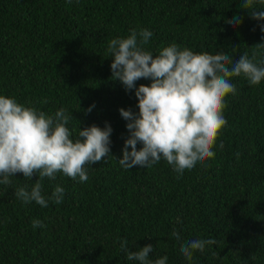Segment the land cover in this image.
Wrapping results in <instances>:
<instances>
[{
    "label": "trees",
    "instance_id": "16d2710c",
    "mask_svg": "<svg viewBox=\"0 0 264 264\" xmlns=\"http://www.w3.org/2000/svg\"><path fill=\"white\" fill-rule=\"evenodd\" d=\"M241 3L0 0V96L48 115L65 108L73 140L79 129L112 128L110 155L85 166L87 181L63 173L41 181L45 198L57 185L65 189L60 204H24L14 196L19 187L30 191L35 175L29 181L17 173L11 185H0V264H138L121 250L125 239L130 251L152 244L149 259L167 256L166 264H264V80L250 86L243 75L231 78L236 93L225 98L227 124L213 158L183 175L163 158L126 170L118 161L129 133L119 109L138 113V101L111 78L107 52L110 40L147 29L153 35L144 48L153 55L174 43L194 53L226 52L234 62L255 52L264 67V48L254 47L264 44V21ZM254 7L264 10L259 0ZM236 15L243 19L233 27L226 21ZM35 219L46 227L33 228ZM195 239L217 244L188 261L180 247Z\"/></svg>",
    "mask_w": 264,
    "mask_h": 264
},
{
    "label": "clouds",
    "instance_id": "9594fccd",
    "mask_svg": "<svg viewBox=\"0 0 264 264\" xmlns=\"http://www.w3.org/2000/svg\"><path fill=\"white\" fill-rule=\"evenodd\" d=\"M256 3L257 0H242L240 6L253 20L264 21V10H256ZM259 3L264 4V0ZM242 19L236 15L226 22L236 27ZM260 30L264 32V24L260 25ZM152 35L147 29H134L127 38L108 42L111 78L118 80L126 92L134 91L139 109L138 113L119 109L121 117L127 121L129 136L118 163L129 170L134 166L152 167L163 158L175 172L183 175L198 162L215 156L213 146L227 124L222 115L225 98L236 93L231 78L243 75L250 86L259 85L264 80V67L255 62V52L251 58L245 52L234 62L226 52L194 53L174 43L153 55L144 48ZM254 47L264 48V44ZM140 79L151 83L137 87ZM93 107L95 105L86 111L91 112ZM72 118V113L65 108L48 115L19 104L15 98L0 96V185H11L17 173H22L29 181L34 175L38 177L30 191L27 186L14 191V196L22 203L34 201L48 207L51 200L60 204L65 189L57 185L51 196L45 198L41 183L44 178L55 180L57 173H63L73 180L78 177L83 183L89 178L85 166L101 162L110 155V125L106 123L103 129L96 125L79 129L78 137L73 140V133L67 127ZM138 143L142 145L139 150ZM32 227L46 225L35 219ZM172 235L180 240L175 230ZM215 244V239H195L182 243L180 251L191 261L195 251L203 253L206 247ZM120 248L129 261L138 264H166L168 259L167 256L155 261L149 259L152 244L130 251L125 239L120 241Z\"/></svg>",
    "mask_w": 264,
    "mask_h": 264
}]
</instances>
